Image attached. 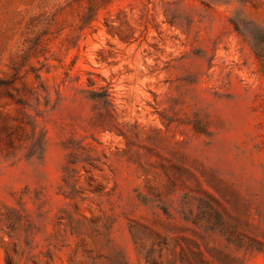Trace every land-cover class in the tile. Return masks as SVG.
<instances>
[{
	"label": "rangeland",
	"instance_id": "rangeland-1",
	"mask_svg": "<svg viewBox=\"0 0 264 264\" xmlns=\"http://www.w3.org/2000/svg\"><path fill=\"white\" fill-rule=\"evenodd\" d=\"M0 264H264V0H0Z\"/></svg>",
	"mask_w": 264,
	"mask_h": 264
},
{
	"label": "trees",
	"instance_id": "trees-1",
	"mask_svg": "<svg viewBox=\"0 0 264 264\" xmlns=\"http://www.w3.org/2000/svg\"><path fill=\"white\" fill-rule=\"evenodd\" d=\"M209 207L211 208V210H212L213 208H215L216 213H217V220L221 223V225H223V222H225V220H224V215H223V214H220V212L217 211L216 206L214 207L213 205H210V204H209ZM232 238H234V237H228V239H230V240H231ZM246 248H247V249H252L253 247H252V245H247Z\"/></svg>",
	"mask_w": 264,
	"mask_h": 264
}]
</instances>
